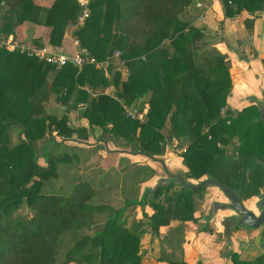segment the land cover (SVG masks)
I'll return each mask as SVG.
<instances>
[{
  "label": "trees",
  "instance_id": "1",
  "mask_svg": "<svg viewBox=\"0 0 264 264\" xmlns=\"http://www.w3.org/2000/svg\"><path fill=\"white\" fill-rule=\"evenodd\" d=\"M226 21L247 13L254 57L259 56L256 33L264 0H220ZM211 0H91L90 15L78 23V0H0V264H141L142 238L174 222L196 223L198 201L205 190H189L174 180L142 190L139 201L150 206L141 220L128 223L129 208L92 202L89 181L77 182L68 194L43 192L46 181L59 176L58 163L73 155L50 152V145H70L61 138L88 141L98 129L109 142L125 139V148L163 155L174 140L186 177L211 176L234 189L242 201L264 191V121H256V106L234 110L228 98L234 88L228 53L216 45L229 41L203 22ZM201 4V5H199ZM25 22L44 26L47 40L33 39L68 52V30L105 68L72 63L62 67L3 44ZM245 44V39H239ZM211 47L208 53L202 50ZM231 47L230 44H228ZM67 47V48H66ZM118 55V56H116ZM116 57L128 70L123 78ZM242 57V56H240ZM245 60L249 58L242 57ZM264 64V57H262ZM113 87L114 93L107 90ZM55 96L64 108L47 111ZM124 104L148 107L143 123L126 114ZM88 120L76 124L71 117ZM20 128L11 145L10 129ZM48 132L38 153L37 147ZM237 140V142H235ZM171 141V142H169ZM170 143V144H169ZM79 145V144H74ZM94 150L105 149L103 144ZM42 157V159H41ZM139 161H141L139 159ZM106 214L103 222L97 215ZM232 264H264V252L252 260L229 250ZM169 264H180L170 260Z\"/></svg>",
  "mask_w": 264,
  "mask_h": 264
},
{
  "label": "rangeland",
  "instance_id": "2",
  "mask_svg": "<svg viewBox=\"0 0 264 264\" xmlns=\"http://www.w3.org/2000/svg\"><path fill=\"white\" fill-rule=\"evenodd\" d=\"M51 3H52V0L48 1L49 5ZM71 29L68 30V33L71 32ZM26 33H29V30H26ZM26 33H23L24 34L23 40L28 43L29 38L27 37ZM245 41L247 42L249 41V43L247 45L245 44L243 45L239 41V39L233 43V45L237 49H239L240 56L242 57L246 56L249 58L248 60H245L242 57H240V59L245 60L246 62L249 63V65L251 63H255L256 61L258 62L259 59H256V61H253L254 54H253V49L250 46L251 37L248 36L247 40ZM219 45L221 49H223V51H226V48H224L225 47L224 44H221V43L216 45V48H218ZM48 46L55 48L52 45H48ZM66 50L69 52H75L76 45L74 41L70 44V46ZM202 51L205 53H208L211 51V47L209 46L203 49ZM230 57H231L232 65H233V57L232 56ZM116 63L118 64V68L122 72L123 78H126L128 75L127 68L122 62L118 61L117 57H116ZM237 66H238L237 63H236V66L233 65L234 67L233 78L239 77L238 75L239 71H238ZM108 90L110 91V93H114L115 91L114 88L112 87H110ZM144 108H146L148 111L147 106H145ZM47 111L51 113L55 112V113L60 114L64 111V108L58 103V101L56 100V97L53 96L50 102L47 104ZM101 133L102 132L100 129L97 130L95 133L96 137L100 136ZM10 135L12 138L11 145L18 143L20 139V128L16 126H12L10 129ZM50 136L51 134L48 132L45 139L41 140L38 143L37 150L40 155H42L41 154L42 146L44 145V143ZM53 136L59 137L57 135V132H54ZM116 139L117 141L110 142L111 146L122 147V148H125V146H127L128 142L125 139L120 138V137H117ZM235 142H237V140H235ZM178 143H179L178 140H176L175 141L176 146L178 145ZM178 148L179 147H176L174 149L175 157L180 156L179 154L181 150H179ZM50 152L56 156L57 155L61 156L64 152H67L73 155V160L72 162H69V163H58L59 176L52 177L48 181H46L42 189L43 192L54 193V194H65V193L68 194L71 191V188L77 182L89 181L95 189V196L92 199V202L95 204H108L113 207L119 208V207H124L127 204V200H130L133 198L136 200L137 198L136 204L130 207L128 211L129 213L128 223L129 224H131L134 221L141 220L143 217V211L151 212L153 210L150 206L148 205L144 206L143 202L139 201L142 191L140 190L138 183L140 180L148 179L149 176L151 175V170L147 168L146 166H144L147 164L143 163L142 161H139L138 158L131 157V156H123L120 159H118L115 154H107L106 150L104 149L94 150V148H90L89 146L74 145V144H70L67 146H64V145L55 146L51 144ZM180 159L182 160V158ZM213 191L214 189H210V188L205 190L204 200L198 201L197 212L199 214H203L204 211L203 212L201 211L204 210L203 207L206 204L207 199H208V202L210 201V207H211L209 217L217 219L219 226H220L217 230L218 232L217 235H219L220 239L222 237L224 240H226L229 248L234 251L235 242L233 238V233L239 236V239L243 241L244 239H246L247 234L253 231L254 228L248 229V228H244L243 226H233L231 222V217L233 215L232 210L214 209L213 205L211 206V203H213L212 202L214 201L213 199L218 196L217 194L213 193ZM248 201H245V203H247ZM222 211H225V212H222ZM105 217H106V214L97 215V219L99 220L100 223L104 221ZM207 221H208V218H207ZM177 227L181 230L180 232L181 235L176 238L175 240L176 243L185 239V226L181 227L177 225ZM177 233H179V230H177ZM254 236H255L254 234L251 235V239H252L251 241H254L253 240L255 239ZM168 242L169 243L172 242V236L168 237ZM256 243L259 245L258 248L260 250L258 249L257 254L254 253L253 255L258 256L259 254L264 252V236L261 238V240L258 239ZM178 248H180V246H178ZM253 250H255L254 247H253ZM248 256H249V253H246L245 255H243L244 258H247ZM72 264H76V263H72ZM141 264H142V258H141Z\"/></svg>",
  "mask_w": 264,
  "mask_h": 264
},
{
  "label": "crops",
  "instance_id": "3",
  "mask_svg": "<svg viewBox=\"0 0 264 264\" xmlns=\"http://www.w3.org/2000/svg\"><path fill=\"white\" fill-rule=\"evenodd\" d=\"M40 1L43 5H49L48 1L50 0ZM211 1L212 3L205 11L201 20L213 28L220 29V32L229 41L228 44H230L231 47H229L226 42L221 43L224 44L226 51H223L220 45L218 48L222 52H227L233 57L234 66H236L237 63L239 77L234 78V88L242 89L245 87L244 84L246 83L247 79H252L254 76H256L257 71L251 68L254 65L260 66V62H257L256 59L261 60L262 57H264V13L257 21V31L252 37L254 38V41L257 42L259 56L254 57L253 61L256 62L249 65L248 62L240 59L239 49L233 45V43L238 39L242 38L247 40V37L250 36L249 31L244 25V19L247 17V13L243 12L242 15L234 18L233 20L226 21L221 28V22L224 18L222 4L220 0ZM26 30H29V33H26ZM47 31L48 30L44 26L37 25L32 22H25L23 25L17 27V35L15 39L22 43L33 45V39L40 36H42L44 38L43 40L46 41ZM23 33H26L27 37L29 38L28 43L23 40ZM74 40L75 38L72 35L71 29V32L68 33L66 40V43L68 44L67 46L69 47ZM248 43L249 41H246L245 45ZM46 45L49 44L47 43ZM56 49L60 48L56 47ZM229 99L230 96L228 98V102ZM150 181H153V179L149 180V182ZM213 193L216 194L215 191H213ZM217 196L218 197L214 198L213 200L221 198L220 195L217 194ZM210 208V201L208 202L207 199V202L203 207L204 210L201 211H204L203 214H199L198 212L196 213V215L199 217L198 222H186L185 224L174 222L170 226L162 227L159 235H155L151 231L145 233L142 238V264H169L170 260L178 261L180 264H232L231 259L228 257V251L230 248L227 245V241L222 237L220 239L219 235H217V230L220 227L219 223L217 219L209 217ZM177 225L181 227L185 226V239L176 243V238L181 235V230L177 227ZM177 230H179V233H177ZM252 234L255 235V239H253L254 241H251ZM171 236L172 242L169 243L168 237ZM233 238L235 242L234 248L236 251H239L241 259L252 260L257 256L253 254H257L259 249V245L256 243V241L259 239L258 230L254 229L251 231L249 234H247L246 239L243 241H241L239 236L234 233ZM178 246H180V248H178ZM253 247L255 250H253ZM246 253H249V256L244 258L243 255Z\"/></svg>",
  "mask_w": 264,
  "mask_h": 264
},
{
  "label": "water",
  "instance_id": "4",
  "mask_svg": "<svg viewBox=\"0 0 264 264\" xmlns=\"http://www.w3.org/2000/svg\"><path fill=\"white\" fill-rule=\"evenodd\" d=\"M260 66H252L256 70V76L247 79L242 89L233 88L228 106L234 110H241L248 106H256L260 112L256 121H264V64L259 60ZM72 119L76 124H85L90 128L89 121L76 119V113L72 112ZM99 130V129H98ZM59 142L79 144L89 147L103 144L107 154H115L118 159L123 156H131L140 159L143 163L150 165L156 172L153 181L142 184V190L155 188L159 183L174 180L176 184L189 190H199L201 188L214 189L221 198L213 201L212 205L216 210L230 209L233 211L231 222L233 226H243L244 228L257 229L264 222V191L247 203L241 200L237 192L220 180L204 176L199 179H189L186 177L187 167L179 157L174 156V149L177 147L174 140L167 147L165 154L153 155L144 151H136L131 148L111 146L110 142L103 137L92 136L90 140H80L77 138L61 139L55 138Z\"/></svg>",
  "mask_w": 264,
  "mask_h": 264
},
{
  "label": "built area",
  "instance_id": "5",
  "mask_svg": "<svg viewBox=\"0 0 264 264\" xmlns=\"http://www.w3.org/2000/svg\"><path fill=\"white\" fill-rule=\"evenodd\" d=\"M90 1L91 0H78L80 6L82 7V14L78 18V23H83L84 20L89 17L91 12ZM74 43L76 45V50L73 53H67L48 45L42 47L28 45L16 40L13 36H10L1 44L9 50L20 49L21 52L27 53L30 56H36L40 60L57 65L58 67H62L69 63L74 64L80 70L85 64H94L97 68H105L107 66V61L97 60L95 56L91 55L87 48L81 46L79 40L75 39ZM107 91L110 93L109 90ZM124 108L129 117L136 119L141 123L145 122L148 118L146 108L129 106L128 104H124ZM178 149L181 151L183 150L182 148Z\"/></svg>",
  "mask_w": 264,
  "mask_h": 264
},
{
  "label": "flooded vegetation",
  "instance_id": "6",
  "mask_svg": "<svg viewBox=\"0 0 264 264\" xmlns=\"http://www.w3.org/2000/svg\"><path fill=\"white\" fill-rule=\"evenodd\" d=\"M256 230H258L259 239L261 240V238L264 236V222Z\"/></svg>",
  "mask_w": 264,
  "mask_h": 264
}]
</instances>
